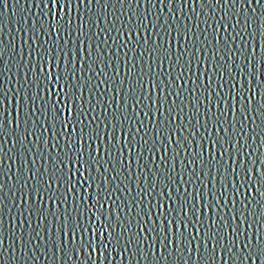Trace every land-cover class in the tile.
<instances>
[{
  "label": "snow or ice",
  "instance_id": "obj_1",
  "mask_svg": "<svg viewBox=\"0 0 264 264\" xmlns=\"http://www.w3.org/2000/svg\"><path fill=\"white\" fill-rule=\"evenodd\" d=\"M33 6L0 36V264H264V0Z\"/></svg>",
  "mask_w": 264,
  "mask_h": 264
},
{
  "label": "water",
  "instance_id": "obj_2",
  "mask_svg": "<svg viewBox=\"0 0 264 264\" xmlns=\"http://www.w3.org/2000/svg\"><path fill=\"white\" fill-rule=\"evenodd\" d=\"M7 8H3L0 6V28L3 29L2 32H0V36H2L6 41L10 38L11 35L16 36V43L19 48L22 39H27V37L24 35L23 32H19L18 29L20 28L21 24L25 25V31H28V35H31V32L29 29L31 28V22L36 19V16L39 15L40 9L33 6V0H20L19 4L16 3V0H7ZM93 10H96V6H93ZM199 11V9H198ZM205 11H207L205 9ZM75 16L76 13L73 12V20L75 22ZM85 19H87V14L85 15ZM27 22V23H25ZM211 31V30H210ZM41 39H45V37H41ZM260 42V37L257 35V43ZM175 47V45H174ZM259 52H257V58H259ZM123 72V68L121 69ZM15 71V69H13ZM191 85H189L190 87ZM215 87V85H213ZM225 91H227V88H225ZM185 96H187V93H185ZM259 99V97H257ZM131 103V101H129ZM185 103H187V99H185ZM143 107V106H141ZM203 112V108L201 109ZM259 121H257L258 123ZM227 147V145H225ZM174 147V145H173ZM213 149L211 146H208V151H212ZM207 155V153H206ZM133 168L135 169V165H133ZM217 190H219V184H217ZM231 207V205H229ZM226 210V209H225ZM211 215L210 212L205 210V216ZM51 219V217H49ZM8 217L5 216V226L6 231L5 234H7V226H8ZM35 223V222H34ZM135 230V229H133ZM191 230V229H190ZM21 231L20 228H17V234ZM110 251V250H109ZM93 258L97 260V264H122L119 256H115L113 258L110 256L107 260H102L98 257V254H93ZM84 257H81V260H83ZM40 264H49L46 260H41ZM79 264V262H77ZM134 264V262H133ZM142 264H147V262H142Z\"/></svg>",
  "mask_w": 264,
  "mask_h": 264
}]
</instances>
